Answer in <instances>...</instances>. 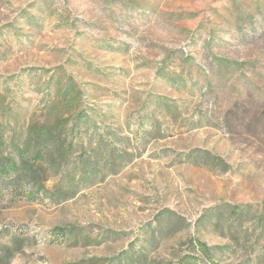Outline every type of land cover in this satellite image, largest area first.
Listing matches in <instances>:
<instances>
[{
    "label": "rangeland",
    "instance_id": "obj_1",
    "mask_svg": "<svg viewBox=\"0 0 264 264\" xmlns=\"http://www.w3.org/2000/svg\"><path fill=\"white\" fill-rule=\"evenodd\" d=\"M68 84L57 167L26 164ZM243 105L264 0H0V264H264V123H223Z\"/></svg>",
    "mask_w": 264,
    "mask_h": 264
},
{
    "label": "trees",
    "instance_id": "obj_2",
    "mask_svg": "<svg viewBox=\"0 0 264 264\" xmlns=\"http://www.w3.org/2000/svg\"><path fill=\"white\" fill-rule=\"evenodd\" d=\"M73 88L71 85H67L65 88L60 90L54 97L53 105L51 106L48 115L55 114L59 118L54 122V124L51 125V127H47L43 134L48 136L49 139L45 147L40 148V150H37L33 154H29L27 151H23L20 154V157L26 159V164L29 162V160H38L41 161H48L49 165L52 169H55L57 166V148L53 144V140L57 138L56 134H52L53 129H56L57 127H60L65 131V125L67 124L68 117H73L74 110L73 107L76 105V101L78 99L77 94L73 93ZM246 105V104H245ZM241 106L236 107L232 106L229 108L226 112V114L223 117V123L224 126L228 130H234L235 128H238V123H244L245 127L248 129H258L261 123H264V111L259 112L255 118L245 124V121L248 118L249 115V108L247 106ZM66 117L65 119H60V117ZM76 117L78 118V114H76ZM70 153V150H65V157H68V154ZM4 161V160H3ZM0 161V174L8 172V164L6 162ZM18 167L15 164L11 165L10 170H17ZM34 177V176H33ZM35 184V183H34ZM36 185V184H35ZM44 187V182H40V188ZM198 247L201 249V251L206 254H209V248L206 244H203L201 242L197 243ZM7 254V252L5 253ZM209 260L212 264H216L211 256H209ZM197 259L192 256H185L182 258L179 264H196ZM130 264H144V261L142 258H138L137 260H133Z\"/></svg>",
    "mask_w": 264,
    "mask_h": 264
}]
</instances>
